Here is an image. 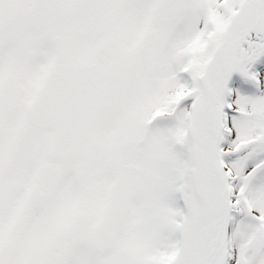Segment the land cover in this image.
I'll use <instances>...</instances> for the list:
<instances>
[{"label": "clouds", "instance_id": "9594fccd", "mask_svg": "<svg viewBox=\"0 0 264 264\" xmlns=\"http://www.w3.org/2000/svg\"><path fill=\"white\" fill-rule=\"evenodd\" d=\"M168 7L149 4L131 13L111 0L40 5L16 75L5 70L0 227L6 243L31 246L34 260L79 264L85 243L119 241L131 214L140 211L158 225L154 250H167L174 240L180 245L179 264L183 238L174 234L172 194L193 191L202 171L191 154L175 148V123L189 120L148 127L142 115L132 119L135 90L154 92L143 103L151 110L172 90L171 77L186 59V34ZM215 7L187 5L188 22L194 27ZM247 17L241 3L209 41L204 77L189 84L203 100L225 56L238 54ZM208 110L207 103L194 110L198 136L187 143L207 136Z\"/></svg>", "mask_w": 264, "mask_h": 264}, {"label": "rangeland", "instance_id": "374dc122", "mask_svg": "<svg viewBox=\"0 0 264 264\" xmlns=\"http://www.w3.org/2000/svg\"><path fill=\"white\" fill-rule=\"evenodd\" d=\"M247 1L249 0H111L113 3L126 6L131 13L142 10L144 5L166 4L169 6L168 14L174 18L176 26L186 34V44L181 49L186 59L179 67L178 74L174 73L171 77L172 90L168 91L162 99H157L151 110L144 111V101L150 100L154 92L141 88L135 97L132 119L134 121L137 115H142L143 124L151 127L154 124L167 126L169 121H179L182 116L188 118L187 125L175 123L173 130L176 140L175 148L177 151H183L185 157L191 154L199 162L201 169L207 159L208 151L212 148L213 141L206 136L201 137L198 143H187L190 137L198 136L196 128L191 123L192 119L197 116L194 110L199 104L207 103L197 95V89L190 87L189 84L193 80L200 79L204 73L209 63V58L205 55L208 43L223 30L225 14H234L238 6ZM11 2H14L17 10L14 9V14L9 15L11 18L5 19L6 24L0 23V82L4 78L6 69L7 73L16 75L19 67L18 61L23 54V46L34 35V28L39 17V6L46 3L78 2V0H33L35 2L33 7H29L27 0H9L8 4ZM194 2L211 3L217 7L208 10L206 19L203 16L199 17L193 27L188 22L186 6ZM247 12V27L238 36V54L225 56L224 68L217 73L211 92L218 99V106L221 110L219 111L220 121L223 126L216 146V157L221 161L226 173L231 171L225 162L226 157L243 158L241 172L248 167L250 161L256 159L257 163L252 164L246 173L248 179L246 189L252 190L258 183L264 181V67H261L264 65V5L248 8ZM255 36L259 38L261 47L254 54L255 57H252L249 54V49L252 47L243 46L242 38L253 41ZM241 48L244 49L242 53H240ZM235 83L240 84L242 91L239 92L242 95L254 98L246 100L243 106L245 109L237 106L236 99L232 97L231 92L236 90L230 86H235ZM244 84L251 86L256 84V93L244 90L242 88ZM221 91L223 99L219 97ZM229 99L230 102H228ZM229 106L235 114L230 119L235 118L233 120L235 126H240L238 132H235L233 125L231 129L228 127L227 117L222 111V108ZM256 107H258L257 110ZM136 131L141 130L136 129ZM233 134H235V139L231 143L232 140L228 137ZM156 142L158 143V139ZM200 177L201 174L197 178L198 181ZM187 193L183 189H178L172 194L175 202L172 209L174 213L178 207H184ZM0 216H2V209H0ZM158 237V225L155 222L149 223L144 213L135 211L130 216L124 236L113 243L108 255L114 256L120 252H126L132 257L133 264H165L168 249L159 251L153 249V243ZM2 240H4V231L0 227V241ZM84 245L87 246L88 243ZM90 245L92 246L89 244L86 249H79V264H92L96 260L102 264L104 256L94 253ZM20 249L18 248L17 251L19 258L24 255ZM83 250H86V255L82 254Z\"/></svg>", "mask_w": 264, "mask_h": 264}, {"label": "snow or ice", "instance_id": "6c2138e0", "mask_svg": "<svg viewBox=\"0 0 264 264\" xmlns=\"http://www.w3.org/2000/svg\"><path fill=\"white\" fill-rule=\"evenodd\" d=\"M217 112L211 102L206 128L213 142L217 139ZM224 115L231 129L230 118L235 114L230 106ZM228 139H235V134ZM225 162L231 169L227 173L209 150L200 180L186 194L184 207L174 213V234L183 238L179 264H264V181L246 189V173L257 160L250 161L243 172V158L226 157ZM178 249L174 240L165 264H177Z\"/></svg>", "mask_w": 264, "mask_h": 264}, {"label": "water", "instance_id": "95a60500", "mask_svg": "<svg viewBox=\"0 0 264 264\" xmlns=\"http://www.w3.org/2000/svg\"><path fill=\"white\" fill-rule=\"evenodd\" d=\"M9 76H14L13 74H8ZM139 89L135 90V96L138 94ZM3 106H4V94H3V81L0 84V121L3 118ZM218 136V135H217ZM215 143L213 144L212 152L214 153ZM95 249L101 253H106L110 246H104L102 243H97L94 245ZM9 256V249L6 245L2 247L0 250V264H7V260ZM104 264H131V258L125 254L121 253L116 257H105ZM42 264H46V262H42Z\"/></svg>", "mask_w": 264, "mask_h": 264}, {"label": "flooded vegetation", "instance_id": "af4514ba", "mask_svg": "<svg viewBox=\"0 0 264 264\" xmlns=\"http://www.w3.org/2000/svg\"><path fill=\"white\" fill-rule=\"evenodd\" d=\"M8 2H9V0H1L0 1V16H5L6 11L14 6V2H11L9 4H8ZM7 4H8V6H7ZM4 24H6V23L3 22V25ZM3 243H6L5 242V238H4V240L0 241V245L3 244ZM8 243L13 246V254H12V258H11L9 264H39V261L34 260L32 258L33 257V253H34V249L31 246L20 247L21 248L20 250L23 252L24 255H23V257L19 258L18 257V253H17L18 248L15 247L12 243H10V242H8ZM81 248L86 249L85 245H83ZM82 254L86 255L87 254L86 250H83ZM92 264H99V263L96 260Z\"/></svg>", "mask_w": 264, "mask_h": 264}, {"label": "bare ground", "instance_id": "6f19581e", "mask_svg": "<svg viewBox=\"0 0 264 264\" xmlns=\"http://www.w3.org/2000/svg\"><path fill=\"white\" fill-rule=\"evenodd\" d=\"M248 3H247V6L248 7H254V6H257V5H264V0H249V1H247ZM205 71H206V69H205ZM205 71H204V73L201 75V77H200V79H203V77H204V74H205ZM214 95L212 94V92H211V89H210V91H209V98H208V102H207V104H208V106H209V110H208V117H207V120L209 119V117H210V103L211 102H214ZM236 98V105L237 106H239L240 108H242V109H245L243 106H244V104H245V102H246V100H250L252 97H248V96H236L235 97ZM252 99H254V98H252ZM257 99V98H256ZM258 108V107H257ZM256 108V109H257ZM235 118H233L232 119V125H233V128L235 129V132H238V131H240V126H235V123H234V120ZM215 121H216V125H217V123H218V121H217V113H216V115H215ZM218 127V126H217ZM218 129V128H217ZM231 143H233V140L231 141ZM216 162H217V160H216ZM218 163V162H217Z\"/></svg>", "mask_w": 264, "mask_h": 264}]
</instances>
